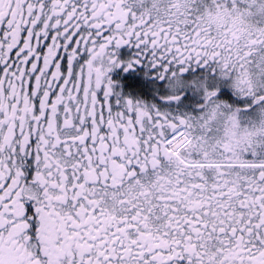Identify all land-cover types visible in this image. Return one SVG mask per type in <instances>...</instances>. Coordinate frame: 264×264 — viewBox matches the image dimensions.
<instances>
[{"label":"snow or ice","instance_id":"obj_1","mask_svg":"<svg viewBox=\"0 0 264 264\" xmlns=\"http://www.w3.org/2000/svg\"><path fill=\"white\" fill-rule=\"evenodd\" d=\"M0 264H264V0H0Z\"/></svg>","mask_w":264,"mask_h":264}]
</instances>
